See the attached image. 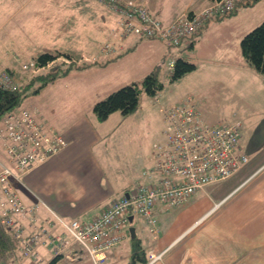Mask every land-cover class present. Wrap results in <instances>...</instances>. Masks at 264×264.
Masks as SVG:
<instances>
[{
	"label": "crops",
	"instance_id": "crops-1",
	"mask_svg": "<svg viewBox=\"0 0 264 264\" xmlns=\"http://www.w3.org/2000/svg\"><path fill=\"white\" fill-rule=\"evenodd\" d=\"M35 1L3 0L0 3V72L8 71L19 75L24 71L23 63L41 54L38 48L36 52L26 48L20 52L16 47L19 44L41 46L42 52H50L48 48L61 49V46H66L69 47L68 51L73 49L70 52L81 59L82 53L92 57L97 53L94 47L105 43L110 46V50L101 52L99 48L97 53L103 56L104 62L120 57L132 48L131 52H138L139 47L144 44H151L154 50L155 45H161V50L164 46L167 47L159 41L136 36L121 38L118 15L106 6L102 7L96 0ZM140 1L154 17L165 24L182 13H197L211 3L210 0L208 5L203 0H185L178 7L180 0ZM195 3L198 6L192 8ZM222 22H207L193 39L194 42L178 47L180 52L177 53L181 56L177 57L189 60L185 56L186 51L193 52L195 57L210 56L217 63L209 64L208 68L222 73L231 69L233 75L230 84H236L238 91L242 93L240 88L246 84L245 81L252 83L253 71L243 62L242 55H232L229 51L226 53L224 48H212L199 54L204 43L208 47L217 41L224 42L228 33L234 35L233 41L236 43L249 30L242 28L234 31L231 23L230 30L219 34L214 29L224 24ZM30 28L32 30L28 32ZM18 39L21 40L17 43ZM194 64L196 67V63ZM196 69L197 67L192 72ZM79 71H83V68L72 69L66 76L57 78L42 89L46 90L49 85H54L48 95L52 102L60 101L63 112H53L51 119L43 118L41 105L22 104L37 119L61 133L67 141V146L60 153L24 175L23 186L14 184L24 204L39 205L37 213L40 219L48 221L52 218L51 211L68 221L89 222L112 201L127 195L139 183L149 181L141 174L151 166L149 156L152 145L147 146L142 154L140 151L127 149L124 144L118 143L120 141L115 131H106L103 121H99L96 116L90 112L71 111L73 108H88L91 105L80 101L62 102L59 89L69 95L72 94V87L60 84L55 90L56 82L67 81L66 77H76ZM41 72L43 70L38 73ZM188 74L181 77L182 80ZM202 83L205 82L202 80ZM256 90L261 94L255 98L259 102L249 108L244 102L240 107L242 118L240 113L238 115L241 124L239 142L242 146L239 154L247 156L248 161L234 175L207 185L179 207H164L157 203L153 212L154 224H148L139 216H134L129 221V228H134V237L140 239L145 250L146 264L149 262L147 254L150 251L160 254V259L152 264H264V82L257 81ZM110 92L112 91L103 93V96ZM98 100L94 98L91 101L92 107ZM167 106H160L162 121L161 109ZM246 108L257 109V112L250 114ZM163 130L160 143L165 141ZM0 160H5L1 149ZM28 217L19 216L25 229L30 224ZM32 228L28 227V230ZM45 229L52 235L62 233L57 224L46 225ZM132 238L130 235L118 246L106 250L105 260L99 264H130ZM37 253L38 260L21 261L15 254L13 258L0 264H95L86 253L71 244L62 249V256L54 257L51 249L42 244L38 245ZM66 255L75 258L66 259ZM15 259L17 260L14 261Z\"/></svg>",
	"mask_w": 264,
	"mask_h": 264
},
{
	"label": "built area",
	"instance_id": "built-area-1",
	"mask_svg": "<svg viewBox=\"0 0 264 264\" xmlns=\"http://www.w3.org/2000/svg\"><path fill=\"white\" fill-rule=\"evenodd\" d=\"M97 1L118 15L121 38L155 39L173 47L187 44L206 22L230 13L238 3V0L215 1L197 14H182L165 24L140 0ZM104 47L109 48L108 45ZM173 65L171 60L169 68ZM32 66L33 63L29 62L22 69ZM18 83L14 76L0 72L1 89L14 90ZM161 110L165 141L151 149V166L142 172L148 183L137 185L127 195L112 201L89 222L68 221L49 211L52 218L45 219V224H57L62 233L52 235L43 228L41 237L27 234L14 219L15 214L22 212L23 206L10 188L12 184H22L25 174L58 154L67 141L23 107H16L3 117L0 146L6 156L5 160H0V222L13 233L16 250L23 252L17 258H32L35 244L47 245L57 257L71 244L99 264L105 260L106 250L118 246L129 236L130 216L142 217L152 225L157 203L179 206L207 185L231 177L248 161L247 156L239 154L242 148L240 122L207 124L200 118L192 98ZM147 255L148 264L160 259V254L153 251ZM71 257L66 255L65 258H75Z\"/></svg>",
	"mask_w": 264,
	"mask_h": 264
},
{
	"label": "rangeland",
	"instance_id": "rangeland-1",
	"mask_svg": "<svg viewBox=\"0 0 264 264\" xmlns=\"http://www.w3.org/2000/svg\"><path fill=\"white\" fill-rule=\"evenodd\" d=\"M2 1L3 0H0V3H2ZM203 1H205L208 5V0H203ZM238 1L240 3L236 4L237 12L235 13V15H232L230 17H224L221 19L210 20V21H223L222 23L224 24H221L219 27L214 29L217 31V33L224 34L228 30H230L229 25L231 23H232V28L235 29L234 31H240L242 28H249L248 30L249 32L250 29H253L257 25H259L262 21H264V0H258V1L238 0ZM35 2L37 3V0ZM97 2L98 4H101V6L103 7L102 2L99 1ZM183 2H185V0H180V3L178 1L179 4L177 3L178 4L177 6L181 7L183 5ZM247 2H250L252 4L247 5L246 4ZM197 6L198 3H195L192 8H196ZM197 13H192V14L194 15ZM182 14H188V13H182ZM182 14L178 15L177 17L181 16ZM1 17H2V11L0 9V20L2 19ZM177 17H175L174 19H176ZM31 30L32 28L28 29V32ZM14 32H17V30L14 29ZM20 40L21 39H18L17 43ZM154 40L155 39H149V41H154ZM233 40H234V35L228 33L227 38L225 39L224 42L217 41L212 46L210 45L208 47L205 46V43L202 44L199 54L205 51L207 52L212 48L215 49L224 48L225 50H227L226 53H228L229 51V53L232 55H235L236 53L238 54V56H241L242 54L240 53L241 50L239 45L240 41L234 43ZM161 43L167 46V47L164 46L162 48L164 51L161 50V45H155V50H154L153 47H151V44H144L139 47L138 52H135V50L131 52V50H133L132 48L131 50L122 53L120 57L110 58L109 61L107 62L103 61V56L97 54L99 48L101 52L108 51L107 49H104L105 47L103 48L105 43H100V46L97 45L94 47L97 53H94L92 57H90L88 54L82 53V56H80L81 59H78V64L84 62L83 71H79L76 77H71L70 79L69 77H66L67 81L64 82L57 81L56 82L57 87L55 88V90L58 88L60 84L63 86L72 87V94L69 95L64 94L62 92L63 90L59 89L60 95L62 97V102L65 100L72 103L80 101L88 106L91 105L88 108L87 107L81 109L73 108L71 111L73 113H75L76 111L88 112V113L90 112L95 116L91 104L92 103L91 101H93L94 98H97V100L98 99L101 100L107 97V95H109L110 93L118 90L123 86L130 85L132 83H136L137 85H139L140 94H139L138 109L134 113L125 116H123L119 111L113 112L108 116L106 120L103 121V128L106 131H112V132L115 131L114 133H116L115 135L118 136V140L120 141L118 143L124 144V146L127 149L134 150L136 152L140 151L141 154L147 146L150 145L153 146L157 144L159 141H161L160 138H161L162 130L164 129L165 126L162 121L161 113L159 111L160 106H162V104H164V106L179 104L181 102L182 103L185 102L187 98L193 97L192 99L196 104V108L200 118H202L207 124H214L218 122L237 123L240 120L238 116L239 113L241 116L240 107L244 102L246 103L247 108L259 102L255 99L256 96L259 97L261 96L260 91L256 90V82L257 81L264 82L263 74L258 73L259 74L258 75L257 72L253 70L251 74L252 83L249 84L248 81H245L246 84L242 88H240L243 90V92L240 93L237 89L236 84L235 85L230 84L232 82L230 78L233 75V71L231 69H228L226 73H222L220 71H216L215 69L208 68L209 64L210 65L215 64L217 63V60H212L210 56L195 57L193 55V52L191 53L190 51H186L187 53H185V56L188 57L190 62L193 61L194 63H196V67H197L196 71L189 73L186 79L182 80L183 78L182 77L179 79L180 81L177 80L173 83H170L167 76L170 69L169 63L171 60H174L178 55H180V53H177L180 51L178 47L169 46L164 42ZM16 47L17 49H19L20 52L24 51V48L29 49V51H33V52H36L37 48L40 51L39 53L47 52L45 50L42 52L41 46L36 47V45H32V44L26 46L19 44V46ZM47 47H51V46H47ZM68 49L69 47L66 46H61V49L57 47L52 49L48 48V50H51L52 53H54V50H58L75 55L73 52H70L73 51V49L70 48V51H68ZM59 58L60 57H58L56 61ZM76 58H78V56H76ZM157 63L158 65H156ZM244 63L246 64V62ZM230 65H234V64H230ZM157 66H160L158 72V78L160 82L163 84V89L156 96L148 97L144 93L141 84L145 76L148 74V72ZM207 69H209V71ZM41 70L42 68H38L35 70V72H39ZM43 73L46 72H44L43 70ZM32 74H34V70L31 68V69H27L26 71H23L19 75L13 74V76L17 79V81L24 82L28 80ZM202 80L205 83H202ZM35 81L37 83L35 82L34 85H32L29 88L28 93H31L42 83L39 79H36ZM49 86L50 87H48L46 90H42L38 93L28 95L23 102L24 106H27L29 104H34L37 106L41 105L40 111L42 112L43 118L45 120H47L48 117L51 119L53 112L54 114H57L58 112H63L62 109H60V101H56V102L51 101L52 98L51 96L48 95V93L52 90L51 88H53L54 85L53 86L49 85ZM107 91H112V92L108 93L106 96H103V93H107ZM65 96H69L70 98H64ZM246 111L250 114H254L257 112V109H247ZM126 140L128 142H126ZM0 149L4 153L2 146H0ZM148 168H146L145 170H147ZM17 184L23 186L24 182H22V184L19 183ZM10 192L17 197V200L20 201V203L23 206L22 212L15 214L14 219L17 221V223L22 225L23 229L27 234L34 233L36 235H39V237H41L40 235L41 230L46 227V224L44 222L45 218L40 219V216L37 213L39 209V205L27 206L26 204H24V202L21 200L20 196L18 195L14 184L11 185ZM190 197H188L187 200ZM163 206L165 207L166 205ZM23 215L29 216L28 220L30 224L29 226H26L27 229H25V226L19 220V216H23ZM130 226L131 224L128 225V228ZM28 227H33V228L28 230ZM37 247L38 245L35 244L33 250L34 255L32 258L24 257V259L20 258V260L21 261L32 260V259L38 260L37 258L39 256L37 253ZM20 253L23 252L16 250V255L21 256ZM11 258H13V256H11ZM16 260L17 259H15L14 261Z\"/></svg>",
	"mask_w": 264,
	"mask_h": 264
},
{
	"label": "trees",
	"instance_id": "trees-1",
	"mask_svg": "<svg viewBox=\"0 0 264 264\" xmlns=\"http://www.w3.org/2000/svg\"><path fill=\"white\" fill-rule=\"evenodd\" d=\"M210 1L215 2L219 0ZM246 4L249 5L252 3L247 2ZM235 13L236 8L230 13L215 19L229 17ZM199 33L197 35H199ZM197 35L190 37L187 44L194 42L195 40L193 39L196 38ZM240 50L246 64L257 73L264 75V21L241 38ZM58 57L60 58L56 61ZM78 59L80 58H76V55L58 50H54V53H52V51L45 52L33 57L34 66L32 69L34 70V74H32L28 80L19 82L14 90L0 88V123L6 114L22 105L28 95L40 92L46 85L57 78L66 76L74 68H84L83 64H78ZM38 68H42L46 73L35 72ZM195 68V64L189 60L183 57H176L173 67L167 74L169 82L173 83L179 80L184 75L195 70ZM159 69L160 66L153 68L145 76L141 84L144 93L148 97L156 96L163 89V84L158 78ZM8 73L13 76V73ZM36 79L42 82L41 85L31 93H28L29 88L34 85ZM139 94L140 87L136 83L123 86L107 95L104 99L95 102L92 107L93 113L99 121L106 120L110 114L116 111H119L123 116L130 115L139 107ZM139 185H142V183H139ZM12 234L13 233L7 230L0 222V262H4L6 259L16 254V245ZM137 262L146 264L147 259L145 250L141 246L140 239L133 237L130 264Z\"/></svg>",
	"mask_w": 264,
	"mask_h": 264
},
{
	"label": "water",
	"instance_id": "water-1",
	"mask_svg": "<svg viewBox=\"0 0 264 264\" xmlns=\"http://www.w3.org/2000/svg\"><path fill=\"white\" fill-rule=\"evenodd\" d=\"M132 218H133L132 216L129 217V221L130 222L132 221ZM129 232H130L131 237H134L135 232H134V228L133 227L129 228Z\"/></svg>",
	"mask_w": 264,
	"mask_h": 264
}]
</instances>
